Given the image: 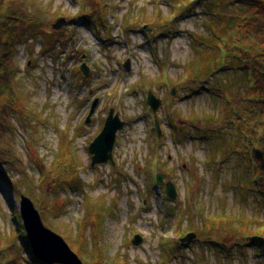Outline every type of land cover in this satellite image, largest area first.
I'll use <instances>...</instances> for the list:
<instances>
[{"label":"rangeland","instance_id":"374dc122","mask_svg":"<svg viewBox=\"0 0 264 264\" xmlns=\"http://www.w3.org/2000/svg\"><path fill=\"white\" fill-rule=\"evenodd\" d=\"M7 2L22 22L17 31L23 22L35 27L18 31L22 37L8 58L17 70L21 108L0 112V169L21 186L14 192L0 177V236L15 234L14 217L20 216L25 195L45 227L60 235L84 264H264V253L259 255L264 242L240 238L253 237L255 229L264 241V200L257 201L259 195L251 192L264 173V142L262 149L258 146L259 165L246 168L249 163L241 164L238 152L230 150L233 128L223 121L221 98L214 96L217 80L179 85L185 69L196 70L202 61L205 45L199 40H210L209 28L218 22L211 15L214 4ZM60 19L66 24L54 30ZM83 64L90 69L88 76L81 71ZM241 76L225 72L219 78L244 95ZM149 92L162 102L157 112L161 137L147 104ZM111 109L126 124L117 134L114 162L92 167L89 147ZM194 118L211 123L206 133L216 137L204 139ZM219 119L222 124L215 126ZM172 124L184 131L181 138L174 137ZM158 173L176 186L175 201L165 185L155 186ZM19 223L23 226L21 217ZM219 225L223 241H204L201 232ZM190 234L196 237L182 242ZM136 235L142 244H133ZM12 241L16 244L4 252L8 264H29L27 246L21 239Z\"/></svg>","mask_w":264,"mask_h":264},{"label":"trees","instance_id":"16d2710c","mask_svg":"<svg viewBox=\"0 0 264 264\" xmlns=\"http://www.w3.org/2000/svg\"><path fill=\"white\" fill-rule=\"evenodd\" d=\"M201 1H209L208 7L214 4L215 11L211 15L213 18H217L218 26H210V40H199V44L205 45V48L201 51L203 55L201 57L202 61L196 70L185 69L186 78L179 85L188 87L190 82L193 81L191 87H197L198 83L202 84L204 82L203 79L212 77L217 80L218 85L214 87L216 91L214 96L221 98V108H223L225 113L223 121L233 128V139L231 140L232 143H230L233 148L230 150L238 152V157H240L238 161L241 164L246 163V165L249 163L246 168L251 169L252 166L256 167V164L259 165L258 155L260 156V154L258 153V146L259 150L262 149L264 142V0ZM214 1L216 4L213 3ZM181 11L182 9L179 12ZM21 23L20 18L7 0H0V112L3 109L14 110L15 108H21L18 90L14 83L17 70L12 63H9L8 58L13 52L15 40H20L22 37L21 32L18 31L23 29L24 32L25 29L29 28V25L30 27H35L33 22H29L28 25L23 22L24 27L20 26L17 31V26ZM204 64L205 67H203ZM225 72L241 73V80L243 81L241 86L247 88V93L242 95L235 86L226 85L227 82L219 78V75ZM193 89V94H198V89ZM194 121H197V127L202 131L200 135L204 139L216 137L211 132H209L211 136L206 133V130H210L211 123L203 125L201 119L195 118ZM218 122L222 124V120L219 119V121H215V126ZM172 127L174 137L181 138L184 133L181 127L173 124ZM250 160L251 163L248 162ZM212 161L213 164H216V156ZM2 162L4 160L0 154V167L3 166ZM244 170L249 173V177L252 180L250 170L245 168ZM256 172L259 174L258 169ZM6 173L9 174V172ZM8 174L5 176L0 169V177L8 182L14 192H17L21 185L11 179ZM262 175L259 174V181L257 180L258 182L255 185L252 184L253 187L251 188V192L254 195H259L256 198L257 201L260 200V197L264 200V173ZM54 210L56 211V209ZM14 222L16 223L15 234L11 233L7 237L0 236V264H8L10 262V260L6 259L7 255L4 252H8L16 244V241H12L9 244L11 239H21L23 245L25 244L24 247L27 246L26 248L31 254L28 258L29 264H42L30 251L31 246L24 227L19 223L20 216L18 214L14 217ZM221 222H224L223 219L219 221V223ZM227 223H229L231 228L233 227L232 220H227ZM253 230L256 231L255 229ZM254 231H251V234L254 235L253 237L245 238L241 236L242 242L253 243L256 241L258 245L260 241L264 242L259 237H256ZM201 234L204 237V241L206 240L210 243L219 244V242L223 241L221 237L223 232L220 229V225L219 227L210 228L208 231L203 230ZM228 252H230V248ZM262 253L264 251H261L259 255ZM13 260L15 263L18 261V259Z\"/></svg>","mask_w":264,"mask_h":264},{"label":"water","instance_id":"95a60500","mask_svg":"<svg viewBox=\"0 0 264 264\" xmlns=\"http://www.w3.org/2000/svg\"><path fill=\"white\" fill-rule=\"evenodd\" d=\"M66 24L65 19H60L53 26L54 30H60ZM126 72L130 71V62L124 65ZM81 71L85 76L89 75L90 69L83 64ZM173 94H176L174 90ZM161 100L157 99L153 93H149L148 105L155 115V125L159 137L162 135L157 112L161 107ZM98 105V100L92 105L87 123H90ZM119 115L115 114V110L111 109L105 123V127L101 134L90 145L89 151L92 155V167L114 162L113 152L116 144L117 134L125 127ZM165 174H159L158 185L166 186L167 196L170 200L175 201L177 198L176 186L172 182L165 183ZM20 215L23 220L24 229L27 234L31 249L35 257L44 264H84L79 256L70 248L68 243L58 234L45 227L39 211L36 209L34 202L27 196H21ZM196 235L190 234L182 242L186 243L194 239ZM143 238L140 235L135 236L133 244L140 245Z\"/></svg>","mask_w":264,"mask_h":264}]
</instances>
